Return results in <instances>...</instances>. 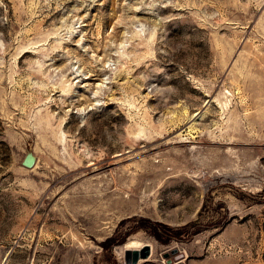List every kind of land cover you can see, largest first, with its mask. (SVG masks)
Masks as SVG:
<instances>
[{
    "label": "rangeland",
    "instance_id": "374dc122",
    "mask_svg": "<svg viewBox=\"0 0 264 264\" xmlns=\"http://www.w3.org/2000/svg\"><path fill=\"white\" fill-rule=\"evenodd\" d=\"M264 264V0H0V264Z\"/></svg>",
    "mask_w": 264,
    "mask_h": 264
},
{
    "label": "water",
    "instance_id": "95a60500",
    "mask_svg": "<svg viewBox=\"0 0 264 264\" xmlns=\"http://www.w3.org/2000/svg\"><path fill=\"white\" fill-rule=\"evenodd\" d=\"M149 255V250L146 245L141 246L138 249H125L123 251L124 264H136L139 259L146 258Z\"/></svg>",
    "mask_w": 264,
    "mask_h": 264
},
{
    "label": "bare ground",
    "instance_id": "6f19581e",
    "mask_svg": "<svg viewBox=\"0 0 264 264\" xmlns=\"http://www.w3.org/2000/svg\"><path fill=\"white\" fill-rule=\"evenodd\" d=\"M143 245H146L147 246V248L149 250V255H150V245L151 244L149 242L143 241L141 239H133V240L127 241L126 243L123 244V249L124 250L125 249L133 250V249H138V248H140ZM148 257L143 258V259H147ZM143 259H139L138 262L140 260H143Z\"/></svg>",
    "mask_w": 264,
    "mask_h": 264
}]
</instances>
